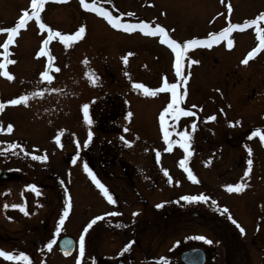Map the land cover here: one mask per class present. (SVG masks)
Instances as JSON below:
<instances>
[{"label":"rangeland","instance_id":"374dc122","mask_svg":"<svg viewBox=\"0 0 264 264\" xmlns=\"http://www.w3.org/2000/svg\"><path fill=\"white\" fill-rule=\"evenodd\" d=\"M0 100V264H264V0H0Z\"/></svg>","mask_w":264,"mask_h":264},{"label":"water","instance_id":"95a60500","mask_svg":"<svg viewBox=\"0 0 264 264\" xmlns=\"http://www.w3.org/2000/svg\"><path fill=\"white\" fill-rule=\"evenodd\" d=\"M3 128V123L0 120V131ZM1 172H5L0 168ZM5 177V175H3ZM59 247L61 251L66 255L69 256L73 253L75 249V239L72 236H64L59 241ZM181 261L184 264H205L207 257L205 251L200 247H193L184 250L180 255ZM118 264H124L120 261Z\"/></svg>","mask_w":264,"mask_h":264},{"label":"flooded vegetation","instance_id":"af4514ba","mask_svg":"<svg viewBox=\"0 0 264 264\" xmlns=\"http://www.w3.org/2000/svg\"><path fill=\"white\" fill-rule=\"evenodd\" d=\"M2 109H3V105H1V100H0V118L3 121V123H4V119L2 118ZM3 170H6V169L3 168ZM3 175H5V177H3ZM13 176L14 175H13V173L11 171L7 170V172H1V174H0V183L1 182H5V181H11L12 180L11 178ZM43 223H44V221H43ZM116 257L115 258L112 257V259H109L106 256H100L99 260H97L95 262V264H117L120 261H122V259H123V258H121L118 255ZM123 261L126 264V261L124 259H123Z\"/></svg>","mask_w":264,"mask_h":264}]
</instances>
